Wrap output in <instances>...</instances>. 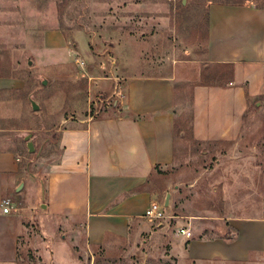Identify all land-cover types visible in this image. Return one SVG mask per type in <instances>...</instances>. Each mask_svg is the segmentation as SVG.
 <instances>
[{"label": "crops", "instance_id": "obj_1", "mask_svg": "<svg viewBox=\"0 0 264 264\" xmlns=\"http://www.w3.org/2000/svg\"><path fill=\"white\" fill-rule=\"evenodd\" d=\"M203 43L200 61L177 60L182 69H190L187 73L151 66L153 73L129 76L118 86L115 112L62 129L60 158L50 166L44 185L21 164L18 146L0 140V264H30L36 225L50 264L61 260L65 249L57 244L58 236L69 243L71 263L81 264L78 252H131L145 234L164 235L165 225L158 224L154 232L145 213L152 203L160 204L153 176L175 167L178 141L186 138V120L177 110L186 105L177 98V80L191 95L193 142L236 143L250 108L263 111L252 124L262 127L264 138V0L210 3ZM256 182L243 192L250 215L204 218L197 229H204L202 238L171 240L178 264H242L264 254V185ZM229 189L223 202L239 204V195L229 201ZM30 193L36 197L25 208L22 197ZM5 199L13 202L10 213L3 211ZM39 199L42 211L37 212Z\"/></svg>", "mask_w": 264, "mask_h": 264}, {"label": "rangeland", "instance_id": "obj_2", "mask_svg": "<svg viewBox=\"0 0 264 264\" xmlns=\"http://www.w3.org/2000/svg\"><path fill=\"white\" fill-rule=\"evenodd\" d=\"M227 1L242 0H0V140L18 146L21 164L44 185L50 166L60 158L61 130L115 112L121 98L118 86L129 76L153 73L151 66L176 75L190 71L177 60H201L207 6ZM45 36L51 37L45 41ZM177 81V98L186 105L177 109L186 120V138L178 141L175 167L156 173L151 186L160 204L170 194L166 214L179 218L163 221L160 239L145 234L131 252H78L81 264H178L170 243L182 237L183 226L196 239L205 235L204 229L197 231L204 218L250 215L243 192L254 181L264 185L263 132L258 123L252 124L263 111L250 108L236 143H195L191 95ZM29 134L33 154L25 139ZM226 188L233 198L229 201L241 197L239 204L223 202ZM35 197H22L25 208ZM40 202L37 212L42 211ZM153 224L157 232L160 223ZM32 228L30 264H50L38 225ZM57 244L65 249L52 264H72L69 243L58 236ZM242 264H264V254Z\"/></svg>", "mask_w": 264, "mask_h": 264}, {"label": "built area", "instance_id": "obj_3", "mask_svg": "<svg viewBox=\"0 0 264 264\" xmlns=\"http://www.w3.org/2000/svg\"><path fill=\"white\" fill-rule=\"evenodd\" d=\"M3 211L4 213H10L12 210L13 202L11 199H5L3 201ZM145 217L152 220L153 222L162 223L163 221L176 219L174 216H170L166 214V209L163 205L159 203H152L151 206L145 213ZM180 234L187 239H191L193 237V233L189 229H180Z\"/></svg>", "mask_w": 264, "mask_h": 264}, {"label": "water", "instance_id": "obj_4", "mask_svg": "<svg viewBox=\"0 0 264 264\" xmlns=\"http://www.w3.org/2000/svg\"><path fill=\"white\" fill-rule=\"evenodd\" d=\"M43 84L46 85L47 82L45 81ZM31 105L34 111H38L40 109L39 106L34 101H31ZM31 137H32V134H29L25 139L27 141V148H28L29 153L33 154L35 152V148H34ZM169 204H170V194L167 195L164 207L169 208ZM42 208L45 209L44 198L42 200Z\"/></svg>", "mask_w": 264, "mask_h": 264}]
</instances>
